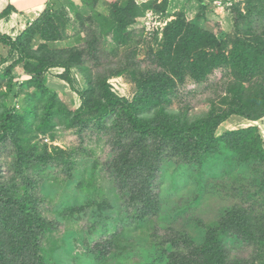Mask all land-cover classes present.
Masks as SVG:
<instances>
[{
  "label": "trees",
  "instance_id": "16d2710c",
  "mask_svg": "<svg viewBox=\"0 0 264 264\" xmlns=\"http://www.w3.org/2000/svg\"><path fill=\"white\" fill-rule=\"evenodd\" d=\"M82 1L92 13L89 15L91 18L82 15L73 3L68 4L73 19L90 31L81 49H57L53 46L63 39L65 29L71 23L63 5L56 9L52 5L45 7L39 17L14 38L0 32V45L8 47L6 57L0 55V66L15 58L0 74V90L4 89L0 92V150L8 147L11 157L7 165L8 175L3 181L0 156V264H23L25 256L37 255L36 250L42 249L40 238L52 225L43 217L41 209L42 203L49 201L51 193L46 189L48 184L43 185V176L52 170L53 165L64 174L60 183L64 182L67 188L73 185L69 190L79 193L82 198L79 206L85 213V231L68 233L85 248L84 255H71L81 264H100L109 258L117 262L119 258L127 259L132 255L138 256L139 260L131 264H264V216L261 215L264 209L260 211L259 208L254 210L258 212L254 217L251 213L255 212L247 213L234 205L211 224H194L199 231L198 238L183 225L179 230L168 229L161 237L154 234L149 238L140 236L147 240L142 249L134 246V242L126 241L133 239L132 234L136 231L146 229L161 208L160 198L151 188V183L159 180L151 163L167 150L180 156L184 164L196 162L198 179L202 178L206 158L215 154L226 153L228 158L241 164L255 165L264 161L262 138L256 126L227 131L219 137L214 135L215 129L233 115L252 121L264 116V92H251L246 100L247 88L241 85L253 76L264 79V30L254 39L232 38V47L225 53L226 42L219 40L222 34L218 37L201 29L179 12L163 28L156 49L152 48L150 52L147 69H141L135 59L136 52L131 49V52L121 55L118 65L107 76L97 74L94 78L87 63L100 59L103 51L100 38L107 34L114 38L115 52L126 46L133 39L127 29L140 16L141 7L133 0H126L123 6L116 0L111 7L110 3L106 5L108 12L103 14L96 11L101 0ZM251 6L246 16L237 12L234 23L239 26L242 22L247 26L255 15L264 18V4L261 10ZM13 10L8 6L0 13V18ZM92 27L97 28L100 35H95ZM221 66L229 68L234 77V82L227 85V92L233 97L225 103L228 106L226 110L215 113L220 108L218 106L205 119L196 121H189L183 113L169 110L171 96L178 85L175 80L182 83L189 76L199 83L214 68ZM14 67L21 68L26 77L24 81L11 74ZM50 68H63L65 73L60 75L61 79L68 82L66 74L72 68L83 76L87 86L79 94V108L70 110L57 92L46 86L45 74ZM123 75H129L138 85V93L131 101L112 93L107 84L109 78ZM257 106L261 112L254 116ZM66 121L70 125L79 124V127L94 123L99 128L110 123V129L121 141H118L121 150L116 151L111 161L105 164V171L121 172L125 176L123 185L129 189L134 183L128 196L125 194L128 189L121 186L118 189L117 194L123 197L119 204L126 206L116 210L109 204L95 205L93 195L98 191L96 167L87 166L88 170L82 169L80 173L72 157L74 151L71 153L53 147V152L46 143L39 141V136L47 135L53 140L56 124H66ZM126 133L130 138L123 142L121 136ZM146 141L153 143L145 144ZM6 142L9 144L4 146ZM141 168L147 172L142 182L134 177ZM36 174L42 178L38 179ZM76 196L72 198H78ZM132 200L135 204L137 202V206L132 204ZM174 209L172 211L181 216L182 208ZM66 210L71 211L72 208ZM54 212L60 216L56 209ZM67 216L63 214L62 218ZM240 237L254 246L249 260L231 259L233 244ZM69 248L71 243L68 241L67 246L61 249L65 257L70 255ZM145 249L154 252L147 253ZM142 253L146 256L142 259L144 261L140 260ZM33 264H45L43 257L37 255Z\"/></svg>",
  "mask_w": 264,
  "mask_h": 264
},
{
  "label": "rangeland",
  "instance_id": "374dc122",
  "mask_svg": "<svg viewBox=\"0 0 264 264\" xmlns=\"http://www.w3.org/2000/svg\"><path fill=\"white\" fill-rule=\"evenodd\" d=\"M49 1L52 3L53 9L63 5L67 17L71 20V23L65 29L63 39L55 42L53 44L54 48H83L85 41L90 35V31L86 27H80V24L73 19L68 4L73 3L74 7L82 15L89 16L92 13L84 6L82 0ZM115 1L101 0L99 5L97 4L96 11L107 14L106 5L110 3L111 7L112 2ZM125 1L118 0L121 6L125 4ZM133 1L141 8L138 12L140 16L127 29V32L133 35L132 41H129L126 46H121L115 52L113 46H115L114 41L116 40L108 34L105 37H101L99 42L101 51H103L99 55L100 59L98 61L92 60L91 64L87 63L91 69V75L94 74L95 76L94 78H96L97 74L107 76L109 71L116 68L115 66L118 65L121 55L124 56L125 52H131V49L136 52L135 59L139 62L141 69H147L150 66V52L152 48L156 49L157 43L162 36L163 28L179 12L185 15L187 21L195 23L201 29L211 31L218 37L222 34V38H219V40H224V43L226 42V48H223L225 53H228L232 47V38L239 36L254 39V36H259L264 30V18H259L256 15L252 17L247 26L242 22L239 23V26L234 23L237 12H240L242 16H246L248 9L252 7L251 5L255 6L257 10H261L264 0ZM0 2L2 3V0ZM157 6L163 9L154 8ZM44 8H41V12L38 13L37 17L43 12ZM89 17L91 18V16ZM1 24L0 22V32L7 35L11 24ZM12 26L14 27V25ZM6 27H8V30H6ZM246 29L248 30V34L245 33ZM92 30L95 35H100L97 28L92 27ZM122 37L123 34L120 39ZM220 45L223 47V44ZM100 48L98 51H100ZM7 49V46L0 45V55L6 57ZM13 61H15V58L9 59L2 64L0 66V74ZM68 72L66 76L71 83L61 79L60 75L65 73L63 68H50L45 74L47 79L46 86L51 91L57 92L60 100L70 110L74 111L81 105L79 94L82 90H85L87 84L80 72L75 68H72ZM11 74L19 81L26 79L23 77L20 67L12 68ZM92 81L94 83L93 79ZM232 81L234 82V77L231 76L230 69L222 66L214 68L199 83H196L189 76H186L182 83H178V80H175L178 85L176 86L175 94L171 96L169 110L173 113H183L189 121L205 119L212 109L215 110L218 106L220 110L216 109L215 113H220L227 109L228 106L225 103L229 102L233 97L230 92H227V85ZM107 84L112 93L128 101L134 99V96L138 93V85L129 75L111 77L108 79ZM241 85L247 88L244 94L246 100L249 99V93L251 92L252 94L264 92V79L262 76H253L241 83ZM260 112V108L258 106L255 107L254 116L259 115ZM106 120L108 121L109 119ZM77 125H70L67 121L66 124L57 123L54 139L51 140L48 135L45 137L39 136V141L46 143L50 151H53V147H59L67 152L74 151L75 153L71 152L73 154L72 157H74L77 171L80 173L82 169L84 171L88 170V167L95 166V183L99 191H95L96 194L93 195L95 205H111L116 210L119 207L123 208L126 205L119 204L123 197L117 194L118 189L120 186L123 189H128L129 191L125 190L128 191L125 193L128 196L132 190L131 188L134 187V183L130 184L129 189V186L123 185L125 176L121 172H118V170L111 173L105 171V164L111 161L116 151L121 150L118 144V141L121 143L120 139L110 129L109 122L104 123L100 128L94 123L85 124L82 127ZM249 126H256L258 128L264 148V116L252 121L233 115L215 129L214 135L215 137H219L227 131ZM129 138L130 134L128 133L121 136L123 142H128ZM152 143V141L145 142V144ZM7 144L9 143L6 142L4 146H7ZM0 151H2L0 156L3 166V178L1 180L4 181L8 175L7 165L9 166L11 160L10 149L2 147ZM224 154H215L209 158L205 157L206 160L202 166L203 173L201 179L197 178L199 167L196 162L184 164L183 159L176 154H172L170 150H167L166 154L162 153L157 160H154L151 166L155 168V174L159 176V180L150 185L153 192L160 198L161 208L146 229L136 231L132 234L134 238H128L126 241L134 242V246L137 248L139 246L140 248L138 249H142L147 244V240H145V237L140 238V236L149 238V236L154 234L161 237L168 229L179 230L180 226L183 225L187 231L191 232L190 234L198 238L199 231L194 227V224H211L222 218L224 213L234 205L247 213L249 211L255 212L254 210L257 208L260 211L264 209V161L255 163V165L241 164L235 159L228 158L226 153ZM225 163L229 166L225 165ZM51 169L43 176L45 179L43 185L46 186L48 184L46 189L48 193H51L48 197L49 201L45 200L42 203L41 209H43V217L50 221L52 225L49 226L40 238L39 244L42 249L36 250V253L38 257H43L45 264H81L76 259H73L71 255H84L85 248L80 243L77 244V240L75 241L68 233L85 231L84 226L86 224L83 218L85 213L79 206V199L81 200L82 198L78 195L79 193L69 190L73 185L67 188L64 182L60 183L62 175H64L62 171H59L55 165ZM146 174V170L141 168L139 172L134 174V177L142 182L143 176ZM36 175L38 179L42 178V176ZM52 184L55 187L52 188ZM75 196L78 198H72ZM132 204L137 206V202L135 204V201ZM134 207L128 208L134 209ZM178 207L182 208L181 216L172 211ZM66 208H72V210H66ZM54 209L58 211L59 217L55 214ZM127 211L130 212V209H127ZM63 214L68 216L62 218ZM251 214L256 217L258 212ZM261 215L264 216V211L261 212ZM102 238L106 239V237ZM68 241L71 243V249L69 248L70 255L69 257L67 255L65 257V253L61 249L67 246ZM235 241L231 251V259L249 260L254 250L253 244L243 237ZM145 250L147 253L149 251L154 252V250ZM37 255L25 256L23 264H33L37 261ZM144 257L146 256L142 253L140 260L144 261L142 260ZM138 260V256L132 255L127 259L119 258L117 262L109 258L104 262H100V264H131Z\"/></svg>",
  "mask_w": 264,
  "mask_h": 264
},
{
  "label": "crops",
  "instance_id": "0c3cea01",
  "mask_svg": "<svg viewBox=\"0 0 264 264\" xmlns=\"http://www.w3.org/2000/svg\"><path fill=\"white\" fill-rule=\"evenodd\" d=\"M51 4L49 0H2V3L0 2V13L8 6L13 7L14 10L10 11L7 16L0 18V22L2 24H11L8 34L14 38L37 18L42 7H48ZM6 30H8V27H6ZM20 71L22 72L21 68ZM23 77L25 76L23 75Z\"/></svg>",
  "mask_w": 264,
  "mask_h": 264
}]
</instances>
